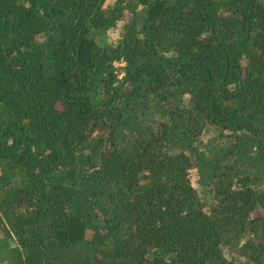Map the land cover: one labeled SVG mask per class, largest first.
Here are the masks:
<instances>
[{"label":"trees","instance_id":"16d2710c","mask_svg":"<svg viewBox=\"0 0 264 264\" xmlns=\"http://www.w3.org/2000/svg\"><path fill=\"white\" fill-rule=\"evenodd\" d=\"M0 233V264H264V0H0Z\"/></svg>","mask_w":264,"mask_h":264},{"label":"rangeland","instance_id":"374dc122","mask_svg":"<svg viewBox=\"0 0 264 264\" xmlns=\"http://www.w3.org/2000/svg\"><path fill=\"white\" fill-rule=\"evenodd\" d=\"M109 3H110V1H107V4H109ZM96 38H97L96 39L97 42L103 46L104 45H110V44L114 45V43H115V40H113L109 34H105V35L99 34L96 36ZM116 66L121 67V65H119V64ZM211 134L215 135V134H217V132L213 128H209V130L206 131L205 136L209 137V135H211ZM189 180H190L191 184L196 188L197 192L199 193L200 198L203 200L204 198H203V195L201 193V188L199 187V184L197 182V177H196L194 171L189 172ZM91 235H92L91 231L86 232V238L87 239H90ZM8 237H9L8 235L6 236L5 234L0 233V240H4L5 242H8L11 247H14L16 244L14 243L12 238H8ZM223 254L226 257H230V253L228 252L227 249H223ZM3 255L5 256L6 253H3Z\"/></svg>","mask_w":264,"mask_h":264}]
</instances>
